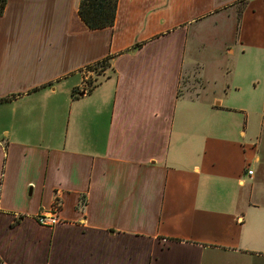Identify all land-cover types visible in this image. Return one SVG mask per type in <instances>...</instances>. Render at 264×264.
Listing matches in <instances>:
<instances>
[{
  "label": "crops",
  "instance_id": "obj_1",
  "mask_svg": "<svg viewBox=\"0 0 264 264\" xmlns=\"http://www.w3.org/2000/svg\"><path fill=\"white\" fill-rule=\"evenodd\" d=\"M79 1L0 15L2 263L264 264V0Z\"/></svg>",
  "mask_w": 264,
  "mask_h": 264
},
{
  "label": "trees",
  "instance_id": "obj_2",
  "mask_svg": "<svg viewBox=\"0 0 264 264\" xmlns=\"http://www.w3.org/2000/svg\"><path fill=\"white\" fill-rule=\"evenodd\" d=\"M6 0H0V15ZM117 10V0H80L77 12L89 29H99L113 25ZM107 60L98 62L101 68L107 67ZM92 88V87H91ZM91 88L88 90L90 91ZM0 264H3L0 260Z\"/></svg>",
  "mask_w": 264,
  "mask_h": 264
},
{
  "label": "built area",
  "instance_id": "obj_3",
  "mask_svg": "<svg viewBox=\"0 0 264 264\" xmlns=\"http://www.w3.org/2000/svg\"><path fill=\"white\" fill-rule=\"evenodd\" d=\"M94 67L96 70L101 69L100 65L97 63H94L90 65V68L85 67L83 70V74L87 75L88 71H93ZM93 69V70H92ZM95 83V79H91L90 75L87 78L83 80V89L84 91L89 90ZM248 173L251 174L252 170H248ZM60 208H61V202L57 194H55V198L53 200V203L51 204L49 209L41 210L36 216L35 220L38 224L44 227H53L61 222L60 218Z\"/></svg>",
  "mask_w": 264,
  "mask_h": 264
},
{
  "label": "rangeland",
  "instance_id": "obj_4",
  "mask_svg": "<svg viewBox=\"0 0 264 264\" xmlns=\"http://www.w3.org/2000/svg\"><path fill=\"white\" fill-rule=\"evenodd\" d=\"M207 2V1H206ZM205 4V2H204ZM218 12H215V10L203 15L199 21L200 24H203L205 26H210L213 27L212 24L214 22V18L217 15ZM191 28L197 27V24L192 22L191 23ZM198 83L196 82V78H183V80L181 81V85H180V93L181 95H187L189 97H192L196 94L197 90L199 89L198 87ZM211 86V84L209 85V87ZM214 88V83L211 86V90H213ZM211 93V92H210ZM208 96H211L210 94H208Z\"/></svg>",
  "mask_w": 264,
  "mask_h": 264
},
{
  "label": "water",
  "instance_id": "obj_5",
  "mask_svg": "<svg viewBox=\"0 0 264 264\" xmlns=\"http://www.w3.org/2000/svg\"><path fill=\"white\" fill-rule=\"evenodd\" d=\"M82 95V94H81Z\"/></svg>",
  "mask_w": 264,
  "mask_h": 264
}]
</instances>
